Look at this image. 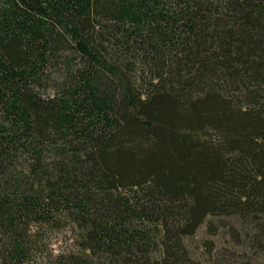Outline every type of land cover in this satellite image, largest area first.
<instances>
[{
	"label": "trees",
	"instance_id": "trees-1",
	"mask_svg": "<svg viewBox=\"0 0 264 264\" xmlns=\"http://www.w3.org/2000/svg\"><path fill=\"white\" fill-rule=\"evenodd\" d=\"M0 264H264V0H0Z\"/></svg>",
	"mask_w": 264,
	"mask_h": 264
},
{
	"label": "rangeland",
	"instance_id": "rangeland-1",
	"mask_svg": "<svg viewBox=\"0 0 264 264\" xmlns=\"http://www.w3.org/2000/svg\"><path fill=\"white\" fill-rule=\"evenodd\" d=\"M223 237L222 232L217 233L215 236L210 235L207 228L204 227L194 238L187 240L186 245L192 257L204 262L207 260L210 250L213 249L216 254L228 250L229 243ZM70 245V235L66 232L55 234L51 238V250L56 254L65 252Z\"/></svg>",
	"mask_w": 264,
	"mask_h": 264
}]
</instances>
